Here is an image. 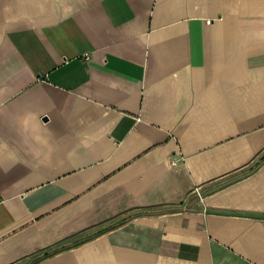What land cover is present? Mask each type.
Masks as SVG:
<instances>
[{
	"label": "crops",
	"instance_id": "0c3cea01",
	"mask_svg": "<svg viewBox=\"0 0 264 264\" xmlns=\"http://www.w3.org/2000/svg\"><path fill=\"white\" fill-rule=\"evenodd\" d=\"M0 264H264V0H0Z\"/></svg>",
	"mask_w": 264,
	"mask_h": 264
},
{
	"label": "trees",
	"instance_id": "16d2710c",
	"mask_svg": "<svg viewBox=\"0 0 264 264\" xmlns=\"http://www.w3.org/2000/svg\"><path fill=\"white\" fill-rule=\"evenodd\" d=\"M103 231V229H100V230H97V231H95L93 234H99L100 232H102ZM76 238V237H75ZM75 238H73V239H75ZM82 239L81 238H77V239H75V240H73L75 243H77V242H79V241H81ZM61 248V246H58V247H55V248H53V249H50V250H48V251H46L45 252V254H51V253H54V252H56L57 250H59Z\"/></svg>",
	"mask_w": 264,
	"mask_h": 264
}]
</instances>
